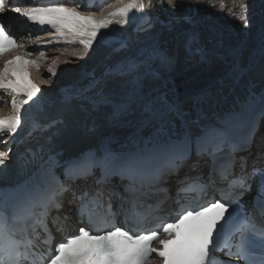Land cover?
Wrapping results in <instances>:
<instances>
[{
	"label": "snow or ice",
	"instance_id": "1",
	"mask_svg": "<svg viewBox=\"0 0 264 264\" xmlns=\"http://www.w3.org/2000/svg\"><path fill=\"white\" fill-rule=\"evenodd\" d=\"M25 2L31 4L33 0ZM188 6L184 0H147L146 4L144 0H132L110 17L97 19L59 3L22 9L11 0L7 5L0 0V56L22 47L6 30V11L19 14L24 22L41 28L47 25L61 36L71 37L69 43L79 42L85 53L94 44H116L114 51L127 52L115 63L106 64L99 76L85 73L83 79L88 83L74 86L63 97V104L69 108L78 102L86 112L107 110L113 121L136 127L128 150L115 152L101 145L97 152L63 162L57 155H49L26 182L19 199L0 202V245L8 258L5 264H30L28 255L52 235L48 214L53 209L58 213L52 218L54 225L72 219L71 212L59 215L65 202L82 217L89 205L102 204L105 189L109 197L108 217L103 225L96 226H107L109 230L93 234L80 227L77 235L54 246L43 264H150L153 254L162 264H232L233 257L245 264H264V138H256L264 121V17L254 21L247 0H239L240 12L234 18L239 20L242 32L254 36L245 58L239 47L221 51L222 40L209 47L199 33L192 31L191 17L183 14ZM157 8L165 13L163 18L151 17ZM134 10L149 18L147 26L138 31L147 32L160 25L152 41L138 47L123 34L104 31L115 23L119 32ZM130 19L134 21L135 15ZM49 43L38 40L35 47ZM46 50H40L41 59L35 60L14 55L0 69V89L12 96L13 110L12 116L0 119V143H6L4 136L17 133L22 124L20 109L40 92L38 85L27 79L30 74L25 67H39ZM27 55L31 56L32 51ZM217 64H222L224 70L189 97V105L177 92L176 77L192 66L211 70ZM48 71L55 74L52 68ZM254 72L261 79L259 92L249 78ZM241 87L247 95L238 110L209 120L208 111L218 97ZM21 94L27 99H16ZM63 123L62 118L56 117L37 128L59 132ZM241 128L245 130L243 135L239 134ZM145 129L146 136L142 135ZM91 130H95L94 123ZM9 151L10 147L0 150V172ZM202 164L208 169L206 182L202 172L197 177L186 175L188 183L177 181L182 186L177 188L178 208L173 222L142 233L109 223L121 214L127 223L132 214L127 209L136 208L140 202L138 193L143 194L146 184L167 192L159 188L167 177L178 176L185 167L195 172ZM193 186L201 192L216 187L221 194L228 193L229 199L222 202V195L202 206L181 202L180 194ZM253 191L251 201H245ZM113 197L119 203L113 204ZM161 235L167 238L161 239ZM156 241L159 246L153 247Z\"/></svg>",
	"mask_w": 264,
	"mask_h": 264
},
{
	"label": "bare ground",
	"instance_id": "2",
	"mask_svg": "<svg viewBox=\"0 0 264 264\" xmlns=\"http://www.w3.org/2000/svg\"><path fill=\"white\" fill-rule=\"evenodd\" d=\"M122 0H113L111 2L118 3ZM188 0H184L186 3ZM196 2V9L197 12L194 14V16L191 18L193 23L191 25V29L194 32H197L200 34L201 38L204 40L206 44H208L209 47H214L216 42L218 40L223 41V48L220 50L223 51L228 48H237L239 47L240 52L242 54V57L246 58V55L250 53L254 36L246 35L244 32L241 31L240 22L237 18H234L235 15H238L240 12L239 8V0H194ZM132 0H127V3H131ZM145 4L147 3V0H144ZM248 3V12L253 17V20L258 22L262 17H264V0H247ZM186 7L182 10L183 14L185 15ZM232 13V14H230ZM135 15L136 19L133 21L130 18ZM163 13L159 8L151 12V17L153 18H163ZM143 16L140 10H134L133 13L129 14L128 22L125 24V29L123 34L129 35V43L132 44L134 47H138L141 44L144 43H150L152 39L155 37V35L159 32L160 28H157L155 30L149 29L146 33H143L136 37L134 33H132L131 29L136 24V22L140 19V17ZM130 24V25H129ZM219 24V25H218ZM129 26V27H128ZM203 34V36L201 35ZM118 36V35H117ZM136 45V46H135ZM116 46V44H113L111 47H104L103 45L98 46L97 44L93 45V48L88 52L85 53L83 46L76 50L71 51H65L64 53L66 55V60H81L82 64L79 65V70H71L68 69L66 71L65 76H61L58 74V70L63 66V63H60L58 59L59 57H55L53 59V62L50 64V66L47 69H43L38 76L44 79V81H47L53 77L57 80L56 86H61L62 83L67 82L72 83L76 79L79 78L80 74L89 68L90 66L96 64L100 60H102L105 56H107L110 52H112L113 48ZM59 52L62 51V49H57ZM112 50V51H111ZM118 51H114L110 57L114 54H116ZM53 52H51L52 54ZM128 55V53H124L121 57L115 55V57H111L109 61L111 63H115L116 61L120 60L123 56ZM61 56V55H60ZM63 57V56H62ZM82 57V58H78ZM117 57L119 59H117ZM62 60V59H61ZM66 62V61H65ZM74 62V61H73ZM69 63V62H68ZM75 63V62H74ZM79 61H77L75 64L78 65ZM49 68H52L54 71V75L52 73H49L47 70ZM77 68V69H78ZM223 65L217 64L214 66L211 70L204 68V67H198V66H192L185 70L182 75L176 77V87L177 92L182 94H194L199 91V89L207 86L209 82L215 78V76L222 72ZM49 76V77H48ZM219 98V97H218ZM228 104L225 105L223 108L228 109L232 108L235 109V99H228ZM191 104V103H190ZM214 108H212L209 111H213ZM208 111V114H209ZM20 112L23 116L25 114L23 113L22 108L20 109ZM19 112V113H20ZM18 113V114H19ZM88 114L87 119H83V117H80V119H75V122L70 124L71 122L68 121L67 123H63L62 128L65 130L74 131L77 130L78 127L77 124H80L82 126L81 130H77L73 132V135L81 133L82 137L84 138L85 142H78L74 141L70 144V147L66 149V151L73 152L77 149H80L82 147H76L80 145H86L91 144L93 146H101L104 143V139L101 138V132L99 131V126L101 125L97 121H93L91 123V120H96V118H106V115L97 114L95 112H86ZM93 123L95 125V130L92 131ZM113 123L122 124L126 123L127 125L131 126L134 124H129L125 121H116ZM262 126V130H264V121L261 122L260 127ZM61 138V137H60ZM70 138V137H68ZM68 138H61L62 140H66ZM109 143V142H108ZM107 143V144H108ZM112 147H114L117 150H127L130 148L129 141H123L121 139H116L114 143H111ZM76 147V148H74ZM85 147V146H84ZM65 148V146H64ZM251 164V161H250ZM203 173L205 182L207 181L208 177V169L203 164L200 166L197 171L193 172L190 171L187 167L183 168L179 171L178 176L172 175L169 176V182L167 183L170 185L171 191L174 194V191L177 190L178 187H181L182 185L178 184L177 181H185V176L189 177H197L200 173ZM216 189V187H210L207 190ZM176 194V193H175ZM178 198L177 196L172 199V202Z\"/></svg>",
	"mask_w": 264,
	"mask_h": 264
},
{
	"label": "water",
	"instance_id": "3",
	"mask_svg": "<svg viewBox=\"0 0 264 264\" xmlns=\"http://www.w3.org/2000/svg\"><path fill=\"white\" fill-rule=\"evenodd\" d=\"M253 75V74H250V76ZM195 95L194 94H191L189 93L188 95L187 94H182L180 95L182 99H185L187 100L188 104L190 105L191 103V100L188 99L189 97ZM234 96H238L240 95V93H237V91L235 92H232L227 94V95H222V96H219L218 98V101L216 103L217 107L216 106H213L214 110L213 111H209V114H208V119L209 120H213L215 117L218 116V114H220L223 110V107L225 105L228 104V97H233ZM225 97H227V99H225ZM222 98V99H221ZM102 112V111H100ZM98 112V114L100 113ZM105 113H107V111H105ZM93 121H97V118L96 120H91V123ZM98 121H101L102 122V118L100 120V118L98 119ZM116 122V121H115ZM101 125L99 126V131L101 132V138L104 139L105 142H109L108 143V146L112 147L111 143H114L116 139H121L123 141H130L134 135V133L136 132V127L135 125H127L126 123H122V124H117V123H100ZM76 127H78L77 130H81L82 129V126L81 125H77ZM142 135H148V130L145 129L142 133ZM68 138L66 140H62L61 138ZM60 138V137H59ZM61 138L58 139V144L59 146L64 150H60L62 155L65 156V157H75V156H79V155H82L83 153H85L89 148H91L93 145L91 144H86V145H80V146H76V147H82L80 149H77L73 152H69V151H66V149L68 147H70V144L72 142H74L75 140L78 141V142H85L86 141L84 140V138L82 137L81 133L79 134H63L61 135ZM65 146V148H64ZM132 146V145H131ZM74 147V148H76ZM71 148V147H70Z\"/></svg>",
	"mask_w": 264,
	"mask_h": 264
},
{
	"label": "rangeland",
	"instance_id": "4",
	"mask_svg": "<svg viewBox=\"0 0 264 264\" xmlns=\"http://www.w3.org/2000/svg\"><path fill=\"white\" fill-rule=\"evenodd\" d=\"M219 25V24H218ZM202 36H203V34H201ZM57 52H59L58 50H57ZM61 55V56H60ZM51 56H57V57H59L60 59H58V61L60 62V63H63V68L61 67L59 70H58V74H60L61 76H65L66 75V71L68 70V69H71V70H79L80 68H78L79 67V65H81L82 64V61L81 60H77V61H79V63H78V65L77 64H75L77 61L76 60H73V59H71V60H66L65 58H66V55L65 54H58V55H56V52H53L52 54H51ZM63 56V57H62ZM55 57H53V59H55ZM62 59V60H61ZM53 61V60H52ZM66 61V62H65ZM75 63H74V62ZM69 62V63H68ZM78 68V69H77ZM52 79H55V77H53L52 76Z\"/></svg>",
	"mask_w": 264,
	"mask_h": 264
}]
</instances>
